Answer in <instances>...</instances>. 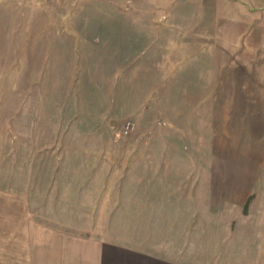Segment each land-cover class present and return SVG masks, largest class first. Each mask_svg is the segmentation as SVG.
<instances>
[{"label": "rangeland", "instance_id": "374dc122", "mask_svg": "<svg viewBox=\"0 0 264 264\" xmlns=\"http://www.w3.org/2000/svg\"><path fill=\"white\" fill-rule=\"evenodd\" d=\"M2 1L0 190L57 229L264 264V108L204 106L185 0Z\"/></svg>", "mask_w": 264, "mask_h": 264}, {"label": "crops", "instance_id": "0c3cea01", "mask_svg": "<svg viewBox=\"0 0 264 264\" xmlns=\"http://www.w3.org/2000/svg\"><path fill=\"white\" fill-rule=\"evenodd\" d=\"M183 2L186 19L192 20L186 27L199 36L202 93L210 92L203 95L204 106L217 108L229 102L264 108V0ZM256 76L259 82L253 79ZM0 264L193 263L168 257L161 249L49 226L35 217L29 196L0 190Z\"/></svg>", "mask_w": 264, "mask_h": 264}]
</instances>
